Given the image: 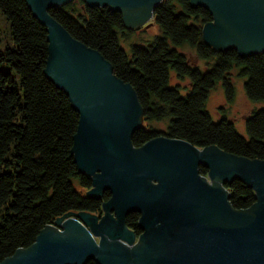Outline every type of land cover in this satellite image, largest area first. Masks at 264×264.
Returning <instances> with one entry per match:
<instances>
[{
  "label": "water",
  "instance_id": "1",
  "mask_svg": "<svg viewBox=\"0 0 264 264\" xmlns=\"http://www.w3.org/2000/svg\"><path fill=\"white\" fill-rule=\"evenodd\" d=\"M72 0H27L45 26L44 73L79 114L71 153L92 179L87 195L110 199L102 212L71 211L47 224L35 242L0 264H264V160L213 145L155 137L140 147L134 133L144 125L135 88L115 73L96 49L74 38L50 13ZM162 0H85L120 12L126 28L155 21ZM213 19L204 41L242 57L264 53V0H191ZM208 169L207 175L200 166ZM245 182L256 200L235 208L225 187ZM140 213L137 235L126 217Z\"/></svg>",
  "mask_w": 264,
  "mask_h": 264
},
{
  "label": "trees",
  "instance_id": "2",
  "mask_svg": "<svg viewBox=\"0 0 264 264\" xmlns=\"http://www.w3.org/2000/svg\"><path fill=\"white\" fill-rule=\"evenodd\" d=\"M49 13L77 40L98 50L114 73L136 90L144 109V125L133 135L140 147L158 136L182 139L203 148L216 145L226 152L264 160V106L246 118L247 136L223 114L215 120L208 108L211 92L222 82L227 99L236 97L232 72L244 78L246 96L264 102V53L242 57L238 51H218L203 38V26L213 19L191 0H162L154 10L161 33L145 44L130 42L132 29L122 14L108 7L72 0ZM0 14L9 23L12 40L0 47V263L18 249L31 246L40 231L71 211L102 212L110 199L87 195L92 179L78 170L71 153L79 114L66 93L45 73L47 31L27 0H0ZM0 28V44L3 35ZM191 47L205 67L181 51ZM172 71L178 83L171 84ZM189 80L188 85L182 82ZM155 122L166 127L159 130ZM207 175L208 169L200 166ZM235 208L250 207L254 190L234 180L225 185ZM140 213L126 217L137 235ZM86 264H98L89 260Z\"/></svg>",
  "mask_w": 264,
  "mask_h": 264
},
{
  "label": "rangeland",
  "instance_id": "3",
  "mask_svg": "<svg viewBox=\"0 0 264 264\" xmlns=\"http://www.w3.org/2000/svg\"><path fill=\"white\" fill-rule=\"evenodd\" d=\"M9 23L6 21L4 16L0 14V28L2 33V43L0 47H6V45L11 44L12 40L8 34ZM161 33L159 25L156 21L151 22L147 26H142L136 29H132V34L129 39H123V45L128 47L130 42H136L145 44L148 40L152 39L155 35ZM182 52L186 53L190 60L194 62L196 65L201 67H205V63L202 60H199L195 51L191 49V47L185 46L181 49ZM172 81L171 84L175 85L178 83V79L176 78L175 71H172ZM233 81L236 85V97L230 102L225 94L224 86L219 83L216 88L211 92L209 100H208V108L211 111L215 120H219L223 114H226L231 120L235 122L239 131L247 136L246 132V118L252 115L253 111L264 106V102H253L249 100L246 96L244 89V78L238 77L236 71L232 72ZM189 80L182 82V85H188ZM155 127L159 130H163L166 125L163 122H155ZM100 214V213H99Z\"/></svg>",
  "mask_w": 264,
  "mask_h": 264
}]
</instances>
